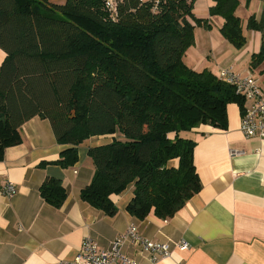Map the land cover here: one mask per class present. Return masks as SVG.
I'll list each match as a JSON object with an SVG mask.
<instances>
[{"label": "trees", "instance_id": "1", "mask_svg": "<svg viewBox=\"0 0 264 264\" xmlns=\"http://www.w3.org/2000/svg\"><path fill=\"white\" fill-rule=\"evenodd\" d=\"M197 0H0V158L23 141L20 128L41 114L57 140L72 146L58 163L74 165L78 146L94 135L117 133L89 150L95 164L81 198L116 214L113 195L134 183L127 210L173 217L202 189L194 151L184 133L210 124L226 127L228 105H244L234 85L183 58L195 43V27H211L194 13ZM210 15L224 18L223 36L237 49L247 43L241 0H213ZM251 0H247L249 5ZM248 28L264 30L249 17ZM264 61V41L251 67ZM175 161V162H173ZM42 197L61 207L67 189L47 177Z\"/></svg>", "mask_w": 264, "mask_h": 264}, {"label": "crops", "instance_id": "2", "mask_svg": "<svg viewBox=\"0 0 264 264\" xmlns=\"http://www.w3.org/2000/svg\"><path fill=\"white\" fill-rule=\"evenodd\" d=\"M213 3L195 2L197 17L208 19L211 27L196 26L195 43L184 55V62L214 74L224 67L243 74L251 71L264 92V61L256 67L250 64L253 53L261 49L264 30L248 28L250 16L261 20L264 0H251L249 5L240 1L237 14L247 36L241 49L221 33L224 18L210 15ZM6 56L0 46V70ZM247 103L244 100L243 107L235 102L228 105V124L224 128L201 124L184 133L197 142L194 160L203 186L167 219L153 212L140 219L127 210L134 183L113 195L118 207L114 215L81 198L82 189L90 184L95 173L90 148L111 143L117 133L86 139L78 146L77 162L63 167L58 163L61 152L72 145L57 140L49 118L33 116L20 128L23 141L7 147L0 158V264L69 261L75 258L86 237L108 249L131 224L145 237L166 243L172 250L169 257L154 262L150 252L128 240L123 253L143 264H264V137L246 138L241 132V117ZM50 176L61 179L67 189V198L59 208L40 193V186ZM8 181L18 189L10 198L3 194ZM182 242L188 247H179Z\"/></svg>", "mask_w": 264, "mask_h": 264}, {"label": "built area", "instance_id": "3", "mask_svg": "<svg viewBox=\"0 0 264 264\" xmlns=\"http://www.w3.org/2000/svg\"><path fill=\"white\" fill-rule=\"evenodd\" d=\"M113 2L114 0L110 4ZM217 75L234 85L236 91L248 102L243 109L240 123L243 135L246 138L264 137V92L256 75L251 71L243 74L232 67L221 68ZM17 191V186L12 181H8L3 186V194L8 198L13 197ZM128 240L135 241L142 250L150 252L154 262L172 254L171 248L166 243L152 241L142 235L135 224H131L126 231L112 241L108 249L100 248L92 237H86L74 259L62 260L58 264H113L117 261L121 264H143L123 253V247ZM179 247L187 248L188 244L182 242Z\"/></svg>", "mask_w": 264, "mask_h": 264}, {"label": "rangeland", "instance_id": "4", "mask_svg": "<svg viewBox=\"0 0 264 264\" xmlns=\"http://www.w3.org/2000/svg\"><path fill=\"white\" fill-rule=\"evenodd\" d=\"M112 0H104L105 2V8L108 9V6L110 5ZM202 0H199V2H201ZM245 4L247 5V0H245ZM196 16H198V11L196 10V12H194ZM195 30H196V27H195ZM194 45V44H193ZM192 45V46H193ZM190 48V47H189ZM188 133V132H187ZM186 134V133H185Z\"/></svg>", "mask_w": 264, "mask_h": 264}]
</instances>
